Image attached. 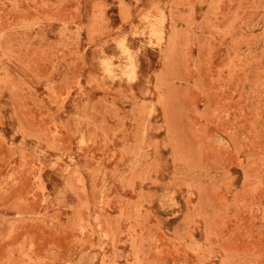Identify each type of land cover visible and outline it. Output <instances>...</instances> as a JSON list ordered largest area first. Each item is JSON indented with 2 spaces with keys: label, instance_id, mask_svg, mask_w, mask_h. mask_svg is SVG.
<instances>
[{
  "label": "rangeland",
  "instance_id": "rangeland-1",
  "mask_svg": "<svg viewBox=\"0 0 264 264\" xmlns=\"http://www.w3.org/2000/svg\"><path fill=\"white\" fill-rule=\"evenodd\" d=\"M0 264H264V0H0Z\"/></svg>",
  "mask_w": 264,
  "mask_h": 264
},
{
  "label": "bare ground",
  "instance_id": "bare-ground-1",
  "mask_svg": "<svg viewBox=\"0 0 264 264\" xmlns=\"http://www.w3.org/2000/svg\"><path fill=\"white\" fill-rule=\"evenodd\" d=\"M146 17V16H145Z\"/></svg>",
  "mask_w": 264,
  "mask_h": 264
}]
</instances>
